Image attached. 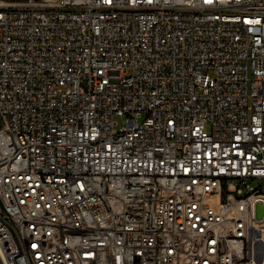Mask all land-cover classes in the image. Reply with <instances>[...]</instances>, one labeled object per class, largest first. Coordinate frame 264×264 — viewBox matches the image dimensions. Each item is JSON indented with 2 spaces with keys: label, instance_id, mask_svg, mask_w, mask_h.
Here are the masks:
<instances>
[{
  "label": "built area",
  "instance_id": "1",
  "mask_svg": "<svg viewBox=\"0 0 264 264\" xmlns=\"http://www.w3.org/2000/svg\"><path fill=\"white\" fill-rule=\"evenodd\" d=\"M258 204L264 0H0L4 264H264Z\"/></svg>",
  "mask_w": 264,
  "mask_h": 264
},
{
  "label": "water",
  "instance_id": "2",
  "mask_svg": "<svg viewBox=\"0 0 264 264\" xmlns=\"http://www.w3.org/2000/svg\"><path fill=\"white\" fill-rule=\"evenodd\" d=\"M256 218L259 221H263L264 220V208L261 204L257 205V210H256ZM0 264H4L2 261V258L0 256Z\"/></svg>",
  "mask_w": 264,
  "mask_h": 264
},
{
  "label": "rangeland",
  "instance_id": "3",
  "mask_svg": "<svg viewBox=\"0 0 264 264\" xmlns=\"http://www.w3.org/2000/svg\"><path fill=\"white\" fill-rule=\"evenodd\" d=\"M145 120V117H142L139 122L142 123ZM116 123L118 124V128L123 127L125 125L124 119L116 118Z\"/></svg>",
  "mask_w": 264,
  "mask_h": 264
}]
</instances>
